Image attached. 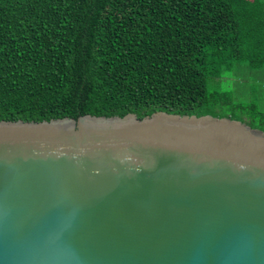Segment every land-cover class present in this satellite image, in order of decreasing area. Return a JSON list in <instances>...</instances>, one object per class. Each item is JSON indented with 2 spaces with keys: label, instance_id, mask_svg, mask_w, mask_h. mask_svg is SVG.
Listing matches in <instances>:
<instances>
[{
  "label": "water",
  "instance_id": "95a60500",
  "mask_svg": "<svg viewBox=\"0 0 264 264\" xmlns=\"http://www.w3.org/2000/svg\"><path fill=\"white\" fill-rule=\"evenodd\" d=\"M0 264H264V131L164 111L0 120Z\"/></svg>",
  "mask_w": 264,
  "mask_h": 264
},
{
  "label": "trees",
  "instance_id": "16d2710c",
  "mask_svg": "<svg viewBox=\"0 0 264 264\" xmlns=\"http://www.w3.org/2000/svg\"><path fill=\"white\" fill-rule=\"evenodd\" d=\"M242 63L264 69V0H0V120L164 111L264 131V93L221 81Z\"/></svg>",
  "mask_w": 264,
  "mask_h": 264
},
{
  "label": "rangeland",
  "instance_id": "374dc122",
  "mask_svg": "<svg viewBox=\"0 0 264 264\" xmlns=\"http://www.w3.org/2000/svg\"><path fill=\"white\" fill-rule=\"evenodd\" d=\"M237 67L240 68L241 72L237 70L231 73H225L221 80L223 84L227 86V88L237 91L238 98L244 100L254 97L258 92L263 94L264 69H251L244 63L239 64Z\"/></svg>",
  "mask_w": 264,
  "mask_h": 264
}]
</instances>
